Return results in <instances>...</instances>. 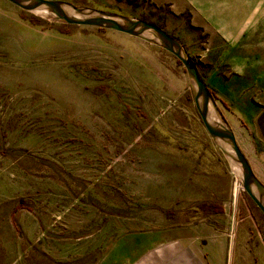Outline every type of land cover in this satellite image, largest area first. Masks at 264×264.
<instances>
[{
	"label": "rangeland",
	"instance_id": "1",
	"mask_svg": "<svg viewBox=\"0 0 264 264\" xmlns=\"http://www.w3.org/2000/svg\"><path fill=\"white\" fill-rule=\"evenodd\" d=\"M63 1L158 25L205 77L194 0ZM235 139L264 184V112ZM257 234L172 54L0 0V264H264Z\"/></svg>",
	"mask_w": 264,
	"mask_h": 264
},
{
	"label": "crops",
	"instance_id": "2",
	"mask_svg": "<svg viewBox=\"0 0 264 264\" xmlns=\"http://www.w3.org/2000/svg\"><path fill=\"white\" fill-rule=\"evenodd\" d=\"M193 4L200 15H195L194 23L212 35L203 80L226 104L221 112L235 135L242 124L251 127L264 112V0H194ZM256 237L255 247L249 243L253 260H264V241ZM235 245L239 256L246 253L239 243ZM155 264L205 263L155 260Z\"/></svg>",
	"mask_w": 264,
	"mask_h": 264
},
{
	"label": "water",
	"instance_id": "3",
	"mask_svg": "<svg viewBox=\"0 0 264 264\" xmlns=\"http://www.w3.org/2000/svg\"><path fill=\"white\" fill-rule=\"evenodd\" d=\"M7 1L48 20L119 31L172 54L184 68L195 110L211 142L221 152L231 173L264 217V184L254 174L236 142L233 130L200 77L192 57L178 39L158 25L142 18L86 5H75L63 0Z\"/></svg>",
	"mask_w": 264,
	"mask_h": 264
},
{
	"label": "trees",
	"instance_id": "4",
	"mask_svg": "<svg viewBox=\"0 0 264 264\" xmlns=\"http://www.w3.org/2000/svg\"><path fill=\"white\" fill-rule=\"evenodd\" d=\"M177 62L178 63H180L178 60H177ZM209 91L211 92V95L213 96V98L215 99V100H217L218 98L214 95V93L209 89ZM221 104L226 108L227 106H226V104L224 103V102H222L221 101ZM260 117V116H259Z\"/></svg>",
	"mask_w": 264,
	"mask_h": 264
},
{
	"label": "built area",
	"instance_id": "5",
	"mask_svg": "<svg viewBox=\"0 0 264 264\" xmlns=\"http://www.w3.org/2000/svg\"><path fill=\"white\" fill-rule=\"evenodd\" d=\"M235 178V177H234ZM235 183L239 184V182L235 179Z\"/></svg>",
	"mask_w": 264,
	"mask_h": 264
}]
</instances>
